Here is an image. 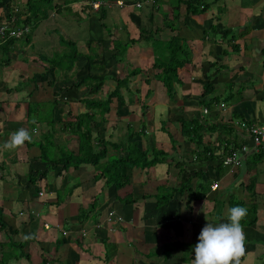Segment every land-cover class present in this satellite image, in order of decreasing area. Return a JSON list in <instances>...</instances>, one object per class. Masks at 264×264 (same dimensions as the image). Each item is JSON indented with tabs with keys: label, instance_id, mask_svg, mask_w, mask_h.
I'll return each mask as SVG.
<instances>
[{
	"label": "crops",
	"instance_id": "1",
	"mask_svg": "<svg viewBox=\"0 0 264 264\" xmlns=\"http://www.w3.org/2000/svg\"><path fill=\"white\" fill-rule=\"evenodd\" d=\"M56 1L63 3L67 1L63 7L70 9L72 4L76 3L77 8L78 2H81V7L78 8L81 9L80 12L89 11L90 27L91 24L96 26L95 20L101 25L98 15L94 14L98 9L92 10V3L104 2L106 9L115 7L116 13L122 20V25L118 24L119 29L126 35L132 36L138 32L139 24L150 28L163 26V18L157 8L168 14H171L172 9L171 0H154L140 8H136L135 2L131 0ZM118 1H122L123 5L117 4ZM158 1L161 2L162 7L158 5ZM208 1L211 5L207 11L190 18L189 26L192 29L181 27V34L193 40V60H199L200 67L202 66L200 71L199 66L193 67V65H187L180 70L184 85L176 86L177 99L173 102H168L162 85L155 82L152 88H157V93L150 96L148 114L140 113L142 110L140 105H144V99H138L135 91L139 86L135 88L134 93L127 99L124 97L126 104L121 109L117 110V106L114 107L110 114L107 113L110 118L105 114L103 121L96 122L102 137L106 135L103 132L104 124L109 127L105 138L119 142L127 136L125 125L130 124L133 130L137 131L144 123L145 134L150 136V133H153L156 147L172 155L174 160H181L183 154L194 146L190 141H183L177 122L179 118L197 117L207 120L210 124L231 123L232 136L241 135L244 139L243 143L247 141V136L241 128L234 125V122L239 121L241 117L252 123H264V0ZM57 13L59 12L56 10L52 11L49 17H55ZM74 13L78 11L74 9ZM212 24L218 27V36L214 40L201 39L204 30H208ZM223 29L232 30L236 35L234 43L239 45L237 52H231L232 48L227 38L219 37L223 34ZM92 30L98 32V28ZM101 31L102 35L101 33L99 35L104 36L102 26L99 27V32ZM95 36L96 33L92 35L94 38ZM30 37L28 44H19L17 40L12 46V56L10 55L9 61H4L3 65L0 62V214L3 215L5 223V228L0 230V241L8 242L11 238L17 242H27L25 249L30 254V260L21 257L18 260L10 259L4 264H192L195 252H189L190 259L184 260L182 258L184 248L180 246L165 259L163 254L165 244L184 242L196 245L199 234L207 223L218 226L220 223L228 222L227 203L223 208L221 201L226 200L227 194L222 190L231 186L237 198H245L248 194L243 190L242 184L248 182L255 169L248 170L249 166L242 164L233 172L227 171L219 175L211 165H202L207 168L205 176L211 178L212 183H218V190L211 189L212 191L205 195L202 202L199 201L195 205L192 212H189L185 202L180 201L178 196L167 206L159 208L152 199L142 198L143 195L154 194L157 185L162 182L168 180L172 184H178L187 176V172L178 174V169L168 167L165 163L157 164L149 178L144 169L134 167L125 170V173L130 174L131 182L119 190L105 186L103 180L95 181L94 168L87 164L81 165L77 172L70 168L61 173H59L61 166L56 165L44 175H38L36 171L41 173L45 169V163L40 160L39 142L45 145L44 142L47 141L52 153L58 151L59 144L66 145L70 149L76 148L77 134L63 129L64 124L61 123L66 119L71 120V117L62 110L79 103L82 92L77 95L78 89L64 90L72 83L64 81L65 85L58 87L60 94L57 96L53 94L58 90L56 84L50 86L52 92L49 98L37 93L41 89L45 91L42 85L52 80L49 74H55L56 71L55 68L45 71V63L38 57L28 56L24 52L23 47H28L32 43V32ZM101 39L102 37L99 40ZM108 40L110 39H105L102 44L96 43V46L100 45L102 51H112V46L106 44ZM225 49L231 53L224 54ZM77 50L79 51V48ZM134 50L139 51L140 57L138 60L127 58L128 63L136 61L138 62L136 65L139 66L152 57L151 49L146 44L136 43L126 51L129 53ZM89 52L88 50L84 52L85 58L90 54ZM0 53L3 54L1 49ZM150 62L151 60L149 65ZM128 63L124 65L123 60L119 61L121 67L117 68V71L125 72ZM212 63L216 65L211 66ZM76 65L75 63V68L68 72L69 77L76 71ZM44 71L48 72V75H38ZM33 75H36V83L31 81ZM120 75L123 76L124 73ZM61 76L65 78L62 74ZM207 80L214 87L210 95L202 96L203 84ZM134 81L148 85L140 79ZM64 93L67 96L63 97ZM212 96H216L217 102L211 107H206L203 101ZM54 100L57 103L53 106ZM32 104H36L37 108H32L30 106ZM133 105L138 106L135 108ZM204 109H207L206 113ZM77 112L73 113L77 114ZM50 121H53L52 132L51 128L46 126V122ZM162 121L167 122L166 127L174 139L179 141L176 151L172 148L168 134L160 130ZM20 128H25L30 134L32 133L31 135L36 134L40 137L32 139L35 144L29 147L26 142L19 149L5 148L4 144L10 135ZM219 133V131L214 132L213 137L216 138ZM133 139H136L141 147H145L144 135L135 136ZM116 152L112 148L109 149V154ZM186 156L185 154L184 158ZM260 168V177L264 180V162ZM234 172L238 175L236 179L233 177ZM30 174L39 177L36 183L29 181ZM73 185L78 186L71 190ZM255 190L260 207L256 223L244 227L246 241L241 264H264V182L256 184ZM128 193L139 199L132 205H124L118 201L117 196L124 197ZM58 195L61 196L60 200ZM93 196L98 198L99 204L96 210L99 216L96 220L91 218L80 224L77 220L79 208L82 205L87 207ZM215 197L220 201L213 210ZM109 211H113L122 220L107 221L106 216ZM45 224L48 227H45ZM57 238L62 239L60 246L55 245ZM102 239H107L110 247L112 243L115 246L108 263L104 260L105 248ZM4 249L8 250V247L0 246V258Z\"/></svg>",
	"mask_w": 264,
	"mask_h": 264
},
{
	"label": "trees",
	"instance_id": "2",
	"mask_svg": "<svg viewBox=\"0 0 264 264\" xmlns=\"http://www.w3.org/2000/svg\"><path fill=\"white\" fill-rule=\"evenodd\" d=\"M65 3H67V1L63 4ZM210 3L211 2L208 0H173L171 3V14L164 11L161 12L163 26L150 28L144 24H139L137 25L138 32L136 35L132 36L127 34L125 39H112V33L103 29L105 28L104 19L106 18V6L102 5L98 8L97 12H93L95 15H98L104 34L102 39L97 40L96 43L102 44L105 39L109 38L113 43L111 57L116 59L117 62L122 60L125 51L129 47L136 43L146 44L150 47L152 53L150 65L146 67V69L135 65L136 63L138 64V62H136L134 67L127 69L125 75L123 76L118 73L108 74L106 72V64L109 59H106L102 52L100 55L91 52L88 56H86L87 68H89V71L86 75L80 77L79 79H74V75L72 74V77H69L68 72L73 69L76 60L81 56L77 50L76 42L68 40L67 45H72V47L68 48L65 46V43L64 47L67 49H64L57 55L55 53V56L49 57L46 55H40L38 58L45 63V71L52 68L65 71L64 80L71 81L72 83L67 85L64 90L69 91L84 88L82 91L83 97H81L80 101L82 102L85 110L74 114L72 110L69 109L66 115H69L71 120L66 119L61 122L64 124L63 129L77 134V146L75 149H70L64 145L58 148L57 153H51L48 148L44 147V145L39 142L41 150L40 160L45 163V169L41 173H39L40 171H36L37 174L44 175V173L56 165L61 166L59 173L63 170L68 171L70 168H72V171L77 172L81 165L87 164L94 168L95 181L103 180L105 186L119 190L131 182L130 174L125 173V170H131L134 167L144 169L147 178H149L151 176L150 173L154 172V167L157 164L165 163L168 167L178 169L179 174L187 172V176L178 184H172L168 180L162 182L157 185L156 192L154 194L147 196L143 195L142 198L152 199L156 207L159 208L167 206L169 202L175 200V197L178 196L180 201L185 202V207L189 210V212H192L195 205L199 201L201 203L205 195L212 191L211 184L213 180L205 176L207 169L202 165H211L219 175L224 174L228 170L225 166H223L224 158L232 151L240 148L243 144L244 139L241 135L235 134L232 136L233 128L231 123L218 122L216 124H210L207 120H202L197 117L189 119L179 118L177 122L179 123V131L182 139L185 142L190 141L194 148L185 153L187 155L186 158H184L185 154H183L181 160H174L172 155L156 147V142L152 135L153 133H150V136H146V127L144 123L141 124V127L137 131L133 130L130 124L125 125V128L127 129L126 138L120 140L119 142H113L109 140V138L106 139L100 135V129L96 125V122L98 120L103 121L105 119V114L109 113L114 107L117 106V110H119L126 104L122 94V88L126 87L128 89L129 83L139 75L143 78L142 81L148 85L159 82L165 90L164 92L166 93L168 102H173L177 99L176 86L184 85L180 70L187 65H193V67L199 66V71L200 68H202V66L200 67L199 60H193V40L187 39L181 34V27L183 26L187 29H192L189 26L190 18L207 11L210 8ZM62 9L63 8L56 0H24L19 10L18 19L15 23L17 26L25 24L29 25L32 29V27L35 26L39 20L47 18L53 10L59 12L62 11ZM157 11L160 12V9L157 8ZM86 13L87 16L90 15L89 11H86ZM11 15V1L0 0V21L9 18ZM149 19L152 23V18L150 17ZM217 33L218 27L212 24L208 30H204V34L201 39L204 40L208 38L214 40V38L218 36ZM30 35L31 34L27 35L23 39L24 43L28 44L30 42ZM235 36L236 35L233 34V31L229 29H223V34L219 36L222 39H228V43L232 48L231 52H237L239 50V45L234 43V40L236 39ZM62 39L63 37L61 36L60 42L63 43L64 40ZM17 40L19 39L11 38L0 45V49L3 54L7 56L5 59L2 58L3 60L1 61V65H3L4 61H9L12 46ZM92 43H94V40L90 39L87 44L88 49L91 51H93ZM118 49H121V54L117 53ZM223 52L224 54L231 53L226 49L223 50ZM212 65L216 64L212 63L211 66ZM92 69H102L103 72L95 73L92 72ZM45 71L39 73L38 75L46 76L47 73ZM207 78H209V76H207ZM107 80H112L114 82L113 87L106 90L107 92L105 97H98L96 93H99L103 89ZM31 81L35 83L37 82L36 75H33ZM54 82L56 81L48 80L46 84L53 86L55 84ZM213 87L214 85L207 80L203 84L204 90L202 96L210 95ZM59 90L60 89L53 92L54 96L60 94V92H58ZM135 92H138V90ZM154 92V88H150L147 90L146 96L154 95ZM130 93L132 94L134 91H130ZM216 102V96H212L203 101V104L206 107H211V105ZM56 103L57 101L54 100L52 103L53 106ZM141 108L142 110L145 109V105H141ZM239 120L246 121L241 117ZM246 122L252 123L250 121ZM166 123V121L161 122L160 130L168 134L172 148L176 151L179 146V141L174 139L172 133L166 127ZM46 124V126L51 128L52 132L53 121L46 122ZM93 128L95 129V134L93 132ZM216 131H219L220 133L216 138H214L213 134ZM222 134H225V136ZM139 135H144L146 141L145 147H141L139 142L136 139H133L135 136ZM34 144V140L27 142L28 147ZM110 148L117 152L115 154H109ZM103 159L105 160L102 161ZM263 162V153L249 155L244 160L243 165H248V170L251 168L255 169V173L249 177L248 182L246 184H242L243 190H245L248 194L245 198H237L234 191H232L231 186L222 190L223 193L227 194L226 200H221L223 207L225 206V203H227L228 210L235 206H243L248 209L247 217L241 221L243 227L251 226L257 221V213L260 203L258 201L255 186L256 184L264 182V180H261L260 177V167ZM36 172H33V174ZM233 177L234 179L238 177L236 172L233 173ZM38 179V176L32 174L29 175V181L32 183H36ZM75 186L78 185H73L70 189L72 190ZM60 195H58V200L61 198ZM117 198L118 201L124 205H132L139 199L134 198L132 193H128L124 197L117 196ZM213 200L214 210L217 202L220 200L216 197L213 198ZM98 204V198L93 196L92 200L88 202L87 207L83 205L80 206L79 213L77 215L78 222L82 224L84 221L91 218L96 220L99 216V212L96 210ZM4 228L5 223L3 221V215L0 214V230ZM106 240L107 239H102L101 241L105 248L104 260L108 263V261L111 260V255L115 250V246L112 243V246L110 247ZM61 243L62 239L57 238L55 245L60 246ZM26 245L27 242H17L11 238L8 242L0 241V246L2 248L6 246L8 247V250L4 249L2 252L0 263L4 264L10 259L18 260L21 257L30 260V254L25 249ZM178 246L184 248L182 258L184 260L190 259L188 255L189 252L194 251L195 244L184 242L166 243L163 250L164 258L167 259L171 252Z\"/></svg>",
	"mask_w": 264,
	"mask_h": 264
},
{
	"label": "rangeland",
	"instance_id": "3",
	"mask_svg": "<svg viewBox=\"0 0 264 264\" xmlns=\"http://www.w3.org/2000/svg\"><path fill=\"white\" fill-rule=\"evenodd\" d=\"M76 1H79V0H76ZM131 1L136 2L138 0H131ZM172 1L173 0H171V3H172ZM58 3L63 8L62 11H59V13H57V15L55 17H49L48 16L45 19L39 20L36 23V25L32 27V30H31V32H32V43L28 47H23L24 52L28 56H31V55L36 56V57H39L40 55H46V56H49V57L50 56H55V53L57 55L61 51H63L64 49H67V48L64 47L65 43H66L65 46H67L68 48H71L72 45L68 46L67 43H68V40H72L71 42H76V46H77V48H79L80 55L82 54L75 62L77 64L76 65L77 69L73 73L74 79H79L80 77L86 75L87 72L89 71V68H87V60H86L85 54H84V52H87V50L90 51L89 53L92 52V53L99 54V55L102 52L104 54V57L106 59L107 58L109 59L108 63L106 64V72L108 74H113V73L119 72V70L117 71V68L120 69L122 63L119 65L118 64L119 62H117L116 59L111 57L112 51H109V52H107L106 50L102 51L100 45L96 46L97 40H99L102 37L101 36L102 35V31L99 32V27L101 26V25H99V22L94 19L95 22H96V26L91 24L92 28L90 27L88 16L86 15L87 13L80 12L81 9L78 8V7H81V2H78L79 5H78L77 8L75 6L76 3L72 4L71 5L72 9L63 7V3L61 1L58 2ZM148 4L149 3L146 2L144 4V6H147ZM158 5H160L162 7V4H161L160 1H158ZM74 9H76V11H78V13H74ZM91 9L93 10L92 6H91ZM54 11L55 10H53V12ZM163 11L164 10L160 9V12H163ZM106 12H107V15H106V19H105V28H103V29H105V31H110L112 33V39L113 38L123 39V37L126 38L127 37L126 33L124 31L120 30L119 27H118L119 23H121V25H122V20H121L120 16L116 13V8L115 7L107 8ZM95 28L96 29L98 28V32L97 31L95 32V31L92 30V29H95ZM94 33H96L95 38L92 37V35H94ZM99 33H101V35H99ZM61 36L63 37L62 40H64L63 43L60 42V37ZM90 39L94 40V43H92V48H94L93 51L89 50L88 47H86L87 44H88V41ZM17 43L23 44L24 41H23V39H19ZM79 43H82V44H79ZM107 43L110 44V46H113V43L110 40H108V42H106V44ZM139 44L143 45L144 43H139ZM79 45H81V46H79ZM95 46H96V48H95ZM120 50L121 49L117 50L118 54L120 53ZM113 51H114V49H113ZM10 55L12 56V52L10 53ZM139 57H140V54H139L138 50H134L133 52L130 51L129 53L127 51H125V55L122 57L123 64L124 63H128L127 62L128 61L127 58L138 60ZM1 58L5 59V58H7V56L5 54H1L0 53V62H1ZM150 60H151V57L147 61L142 62L139 66H141V68H143V69H146V67L149 66V61ZM133 62H134V64L136 63V61H133ZM133 62H131V63L129 62L128 63L129 65H128L127 69H130V68L134 67L133 64H132ZM73 68H75V67H73ZM55 70H56V73L55 74L54 73H50L49 76H50V78L52 80H55L57 82H62L61 84L57 83V82H54L57 85L56 88L60 89V88H58L59 85L60 86H64L65 85V83H64L65 80L63 78H61L62 77L61 74L63 75V77H65L64 76L65 75V71L60 70V69H55ZM122 71H124V70H122ZM92 72L102 73L103 70L102 69H92ZM123 73L125 75L126 70H125V72H122L120 74H123ZM47 75H48V72H47ZM49 76H48V78H49ZM135 79H140V81L143 80L141 75L137 76ZM134 80L129 83V86H128L129 90L126 87L122 88V94L125 97V99H127V97L130 96V94H131L130 91H134V89L139 86L138 87V92H135V93L138 94V99L139 100L144 99L143 103L145 105V109L140 111L141 114H144L150 108V102H151L150 96H152V95L146 96V93H147L148 89L153 87L152 86L153 84H151V85H143L142 83L138 84ZM113 83L114 82L112 80H107L106 83H105V86L103 87V89L99 93H96V95L98 97H105L106 96V92H107L106 90L112 88ZM136 84H138V85H136ZM42 86L45 87L44 88L45 91H43V89H41L37 93H40L44 97L47 96L46 98L51 97L50 95H51L52 91H51L50 85H46L44 83V85H42ZM83 89L84 88L78 89L77 90V95L78 94L80 95V93L82 92ZM154 91H155L154 93H157V88L154 87ZM43 96L41 98H43ZM64 96H67V95L64 93L63 97ZM81 97H83L82 94H81ZM145 99H146V101H145ZM30 106L32 108L34 107V109L37 108L36 104H32ZM133 106L135 108H137L138 105H133ZM140 107H141V105H140ZM83 108H84V106H83L82 102L79 101V103H75V104H73L71 106H68V107L64 108L62 111H63L64 114H67L68 109H71L72 112H77L79 109L84 110ZM44 112H46L45 108H44ZM148 113L149 112H147V114ZM109 114H107L106 117L108 116V118H110ZM104 126L105 127L103 129V132H104V134L107 135L108 132H109V131L107 132L109 127L107 128V124H104ZM94 130L95 129L93 128V132H94ZM94 134H95V132H94ZM106 135H104V137ZM32 137H33V139H38L40 137V135L34 134V135H32ZM44 144H45L44 147L48 148L47 147L48 146L47 145V141L44 142ZM52 144L54 145V142ZM62 146H64V145L59 144V147H62ZM48 149L51 150L50 148H48ZM55 155H59V154H55ZM216 190H218V188H216ZM219 190H220V185H219Z\"/></svg>",
	"mask_w": 264,
	"mask_h": 264
},
{
	"label": "clouds",
	"instance_id": "4",
	"mask_svg": "<svg viewBox=\"0 0 264 264\" xmlns=\"http://www.w3.org/2000/svg\"><path fill=\"white\" fill-rule=\"evenodd\" d=\"M31 30L30 28L27 35L31 34ZM27 35L16 39H24ZM32 139L27 129L20 128L10 135L4 147L9 150L19 149ZM228 211L229 222L220 223L218 226H213L209 222L203 227L198 243L194 246L195 255L192 264H241L246 241L241 221L247 217L248 209L235 206Z\"/></svg>",
	"mask_w": 264,
	"mask_h": 264
},
{
	"label": "built area",
	"instance_id": "5",
	"mask_svg": "<svg viewBox=\"0 0 264 264\" xmlns=\"http://www.w3.org/2000/svg\"><path fill=\"white\" fill-rule=\"evenodd\" d=\"M12 5V15L3 21H0V45L11 38H21L30 32L29 25H16V20L19 16V10L24 0H10ZM146 2H153V0H138L134 3L137 8L142 7ZM117 4L123 5L122 1H118ZM104 5V2L92 3L93 8H99ZM207 112V109H204ZM234 125L241 128L246 136L247 141L242 146L231 153H229L223 160V166H225L228 172H233L236 167H240L246 157L252 154H264V123H247L246 121L234 122ZM218 183L211 184V189H216ZM42 194L41 192L39 193ZM107 221H121L122 218L116 216L113 211H109L106 216ZM45 227H48L45 224ZM63 234H65L63 232Z\"/></svg>",
	"mask_w": 264,
	"mask_h": 264
}]
</instances>
